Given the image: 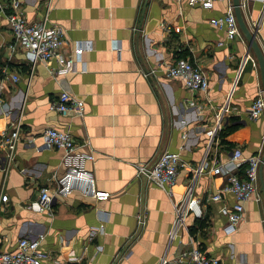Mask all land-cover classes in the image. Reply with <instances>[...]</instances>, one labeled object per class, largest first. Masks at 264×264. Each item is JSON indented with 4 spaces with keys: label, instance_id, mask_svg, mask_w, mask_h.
<instances>
[{
    "label": "crops",
    "instance_id": "obj_1",
    "mask_svg": "<svg viewBox=\"0 0 264 264\" xmlns=\"http://www.w3.org/2000/svg\"><path fill=\"white\" fill-rule=\"evenodd\" d=\"M20 2L28 21L46 14L48 24L63 28V52L76 45L85 49L67 73L57 72L56 58L31 66L0 16V68L7 71L0 89V133L12 120H21L7 171L0 145V195H7L0 201V251L14 249L23 235L42 234L40 247L48 253L44 264H160L163 257L167 262L161 264H172L194 245L219 264H264V160L260 200L244 202V219L230 233L224 230L222 208L235 198L223 190L226 173L194 176L192 169L180 168L171 194L135 175L136 162L151 165L165 150L178 152L191 167L205 158L227 160L236 147L244 155L260 151L264 158V116L248 114L262 89L255 54L241 29L239 36L227 39L210 22L229 5L234 11L232 0H216L211 8L186 0ZM240 2L241 17L254 29L264 55V0ZM178 57L207 73V91H191L180 78L164 75L161 65ZM151 67L158 69L155 74H142ZM61 91L82 99L84 114L50 109ZM218 117L221 128L208 135ZM46 127L68 130L76 141L88 138L90 147L81 149H90L94 158L81 159L79 149L64 155L47 145L41 136ZM71 164L91 170L102 196L73 191L55 198L51 211L29 208L39 189L54 186ZM190 185L202 216L188 213L170 239L174 203ZM215 192L220 199H210ZM138 213L145 215L144 224L137 222ZM199 218H204L201 225Z\"/></svg>",
    "mask_w": 264,
    "mask_h": 264
},
{
    "label": "built area",
    "instance_id": "obj_2",
    "mask_svg": "<svg viewBox=\"0 0 264 264\" xmlns=\"http://www.w3.org/2000/svg\"><path fill=\"white\" fill-rule=\"evenodd\" d=\"M188 4H199L203 8H211L216 0H186ZM230 1V0H227ZM245 0H243L244 2ZM242 2V4H243ZM241 4V2H240ZM20 0H0V16H4L7 24L15 38L25 51L28 62L31 66L37 61H46L56 58L60 66L58 73H67L72 70L74 59L80 58V54L85 49L82 45H76L72 52H63L65 43L64 30L59 25L47 23L46 14L37 21H28L21 12ZM210 22L217 28L223 29L227 39H234L240 34V27L236 16L229 5L225 13L221 16L213 17ZM177 28V27H176ZM254 35V29H250ZM221 41H219V44ZM252 64L256 61L252 59ZM156 67L143 70L142 74L148 76L157 72ZM161 70L168 77H178L183 81L186 88L191 91H207L209 85L208 75L201 67L187 58L178 57L174 61L161 65ZM7 74L6 68H0V89L2 88L3 76ZM12 80L18 79L17 73H9ZM3 99L0 95V109ZM50 109L66 112L73 111L79 115L84 114L85 108L83 100L70 95L66 91H61L58 97L49 103ZM248 114L250 118L264 116V91L260 88L253 98ZM221 128V118L218 117L217 124L213 129L207 131L208 135L214 136ZM21 120L14 119L10 122L9 128H5L0 133V145L3 147L4 163L2 169L7 171L14 159L16 144L20 137ZM41 136L47 145L60 148L64 155L78 150L81 159L92 160L93 152L89 149H81L83 146L90 147L88 138L76 141L68 130H60L54 127H46ZM261 152L244 155L240 148L232 150L227 160L221 161L217 157L205 158L195 167L183 160L178 152L165 150L151 164L136 162L135 175L142 176L147 181H153L159 187L171 194V186L176 180L180 168L193 170L196 176L202 172L226 173L228 183L224 191H230L234 195V202L231 206H223L222 210L227 217L224 230L228 233L236 230L244 219V202L250 198L255 201L260 200L258 190V179L262 164ZM241 169V174L237 170ZM188 187L184 197L174 203L175 217L170 233V239L175 230L184 224V219L188 213L195 217L202 216V210L197 198L191 194ZM73 191H78L83 196L98 198L102 195L96 189L95 179L91 170L83 166L71 164L65 171L56 177L54 186H43L39 189L37 198L28 207L35 211H51L53 201L57 197H65ZM221 198L220 192L210 195V199ZM7 199L6 194L0 195V201ZM137 222L145 223V215L138 213ZM43 239L42 234L23 235L16 243L14 249L10 251H0V264H44V259L48 253L40 247ZM164 257L161 263H166ZM169 262V261H168ZM172 264H219V259L205 253L200 247L194 245L184 249L180 254L170 260Z\"/></svg>",
    "mask_w": 264,
    "mask_h": 264
},
{
    "label": "water",
    "instance_id": "obj_3",
    "mask_svg": "<svg viewBox=\"0 0 264 264\" xmlns=\"http://www.w3.org/2000/svg\"><path fill=\"white\" fill-rule=\"evenodd\" d=\"M234 12L236 15L237 22L239 24V27L244 34L246 40L249 42V45L251 49L253 50L257 63H258V69L260 71V77H261V84H262V89L264 91V55L259 47L258 43L254 39V33L247 27L246 23L241 17L240 13V0H232ZM264 160V158L262 159Z\"/></svg>",
    "mask_w": 264,
    "mask_h": 264
},
{
    "label": "trees",
    "instance_id": "obj_4",
    "mask_svg": "<svg viewBox=\"0 0 264 264\" xmlns=\"http://www.w3.org/2000/svg\"><path fill=\"white\" fill-rule=\"evenodd\" d=\"M199 219H200V225H201V223L203 222L204 218H199Z\"/></svg>",
    "mask_w": 264,
    "mask_h": 264
}]
</instances>
